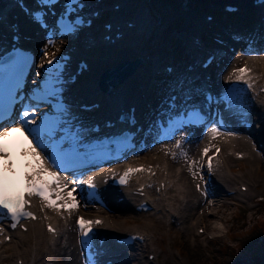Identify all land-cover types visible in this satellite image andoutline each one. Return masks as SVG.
Returning <instances> with one entry per match:
<instances>
[{"label":"bare ground","instance_id":"obj_1","mask_svg":"<svg viewBox=\"0 0 264 264\" xmlns=\"http://www.w3.org/2000/svg\"><path fill=\"white\" fill-rule=\"evenodd\" d=\"M127 1L121 0V4L123 5L121 11L125 12L126 15H131L137 10L135 16L126 20L131 23H136L137 28L127 30L125 37L128 35L129 38L127 39L129 40L125 45H123L125 37L114 46L112 44L106 45L102 40L98 43H94L88 39L84 42L80 50L70 51V54L73 56L72 62L77 64L82 60L88 61L91 67L90 74H93L87 81L82 80L84 77L82 76L80 78L81 81L72 87V93H68L73 109L78 112L79 106L82 105L83 102L89 105L94 103L101 104L100 109H98L99 111L85 113V122H103L106 118L111 117L114 113L113 107L117 104L128 107V104H134V100L142 104V95H146L150 101L156 102L158 106L160 102L163 101L164 97L174 94L169 93V91H176L175 85H166L162 99L159 102H157L158 97L153 93L154 88L156 89L158 86L164 89V78L160 79V72L156 70H159L162 66H170L177 59L175 50L168 47L170 46L169 44L173 43L175 40L180 43H190V57L193 56L192 58H196L195 61L200 60L201 57L203 58L207 54H212V51L209 52L203 47V35L200 29H205L206 25L201 22V13L206 10H217L215 8L219 5H224L227 1L238 4L243 8H252L253 6L251 0H178L174 3V5L179 3L174 8L177 9L175 19L172 18V21L167 24L168 27L164 28L155 24V18L154 16L152 17V12L141 7V3L138 2V0H132V3L130 0ZM161 1L164 2V0ZM187 1L189 5H185ZM211 5L214 7H211ZM90 7H94V5H90ZM6 9L7 3L5 4L4 0H0V17H5V20L0 23V38L4 33L5 39L9 38L8 34L11 33V31H6V29L9 30L10 24L7 25V23L10 22L11 18ZM18 17L20 19L18 31L22 34V43L25 46L34 48L37 52V58L39 60L43 59L41 50L46 47L47 39L34 37L32 40H29V33L35 29V26L32 25L30 21L25 20L22 15H18ZM118 17H120V15L115 14L109 23L115 24L114 21H116ZM126 21L123 22L122 31L126 30L124 27ZM257 24L258 26L254 32V36L249 40H242V35L239 34L238 31L231 32V37L235 40V44L229 48V51L223 59L225 60L228 58V61L227 66H225L218 77L219 81L225 84V81L229 80V76H231V78L234 77L233 72L239 67L238 64L247 61V68L253 69V73L256 74V77L261 79V82L264 83V38L262 37L264 34V21L257 20ZM15 28L16 26H14V29ZM171 28L177 29L175 33H171ZM96 33L98 32H92L91 34L93 35H90V37H94ZM106 34L112 35L111 33ZM115 35H112V38H114ZM191 36L193 37L191 38ZM218 36L221 38V41L225 39L224 36ZM257 37H261L258 44L262 46V49L255 45V38ZM196 39H200L202 42L197 44ZM66 49L69 48L67 47ZM54 50L60 52L63 49L47 46L48 53ZM235 50L236 52H234ZM239 50H242L244 54L255 52L258 55L254 57L241 55ZM139 60L143 64L139 66L138 70L135 71L133 75L127 78L128 81L126 83H122L116 87L112 93L108 94L97 87L100 78L102 81V77L104 76L102 73L104 70L109 69V71H113L115 67L122 62ZM162 60L163 62H161ZM170 60L172 61L171 64ZM180 68H184V70L181 71V73L184 74L182 78L185 81L189 80V75L192 73L185 69L184 62L175 68V72ZM199 77L204 78L205 74H200ZM180 82L181 80H178L175 84L178 85ZM212 86L214 87L213 82ZM196 88L197 87L190 88L189 92L191 91L192 93V89L195 90ZM256 124H258V126L255 128L256 135L254 136L253 134L255 139L254 144L257 146L258 151L261 152V155L254 150L251 140L244 136L235 139H218L210 141L207 145L199 141H194L185 148L187 154L192 156L196 162L195 171H193L184 160L173 159L171 157L172 151L167 155H162V150L157 153L156 151H148L149 164L155 166V169L160 174L161 182H165L168 186L167 192L160 196L149 195L150 201L156 204L153 205L155 208L153 214H137L131 211L129 202L133 199L132 194L112 191L106 182L107 176L105 177V174H107V170L97 174L96 177L90 176L84 179V182H87L91 178H97L93 181H97L102 187L111 203V211L115 212V215H108V213L102 209L98 212V214L101 215L100 218L105 220V224L101 230L108 235H124L131 231H138L136 228L130 229L125 227L124 222L131 216L130 213L136 216L149 217L146 224L152 226L153 231L147 232L145 229L140 230L147 234L148 241L145 246H142L133 255L135 259L127 263L160 264V254L154 247L156 242L155 238L161 234L163 228L170 227V230L174 229L172 224H170L171 220H175L178 223L175 225L178 226L177 228L179 230L182 229L185 236L193 237L195 241L196 238L193 235V229L201 224L205 225L204 229L207 232L206 237L211 234L210 236L214 240L220 238L223 231L217 223H222L225 228L228 223V210L224 209L223 206V193L225 190L226 192L236 190L235 186H238V184H240L239 189L242 186L249 187V191L246 193L236 190L235 196L238 201L247 202L246 207H249L248 204L250 202L255 201L264 194L260 182L261 177L264 179V120L258 116L256 117ZM217 147H221L222 150V153L217 155L218 159L221 160L218 165V171L221 172V174L213 170L211 176L214 179V185L204 183V186L208 187L210 195L205 198L196 186V181L198 179L197 172L200 171L202 175L207 172L205 168H201V158L204 157L206 159L209 154L215 153V148ZM205 148L209 149L207 155H204ZM232 149H235L234 152H231ZM236 153L244 154L243 160L247 163L243 175L229 174L239 168V165L236 167L234 166L235 163L239 162ZM166 159H168V163ZM214 160L216 161V159ZM194 173L195 175H193ZM69 183L68 180L64 181L67 187L65 188L63 196L67 201L73 202L71 197L68 196V192L71 191L72 195L76 197L75 202L78 204V207L70 212L54 211V214H51L53 222L57 223L59 228L65 230L66 236L61 235L62 238L60 240L51 237L48 238L50 239L49 243H44L42 242V233L36 228L37 225H43L42 221L32 222L29 225L28 233L24 234L21 231L16 232L13 234V240L10 244L3 243V245H0V264H9L12 257L17 258L16 264H18V260L22 259V256H25V260L22 259L24 261L23 264H40L42 260H44V264H83L78 246V239L76 238L75 222L73 225V221L76 220L77 216L88 217L90 214L89 211L82 209L81 203L79 202L81 198V187L76 186L70 190ZM120 197H123L127 201L125 203L117 202L116 200ZM87 209H92V207H87ZM149 215L153 218H150ZM40 217L42 219L44 214ZM87 219H91V217ZM201 228L202 227H199L198 231ZM5 237L6 236H2L0 240L2 239L4 241ZM30 240L35 241L31 248H29L30 244L27 245L28 247L26 246V243H29ZM50 242H53L54 246H51L52 243ZM7 250L11 252L10 256H4ZM149 251L150 253H148ZM155 252H157V255L154 261H144L146 253H148V258L151 254L155 255ZM29 254L31 261L28 260Z\"/></svg>","mask_w":264,"mask_h":264},{"label":"snow or ice","instance_id":"obj_2","mask_svg":"<svg viewBox=\"0 0 264 264\" xmlns=\"http://www.w3.org/2000/svg\"><path fill=\"white\" fill-rule=\"evenodd\" d=\"M59 0H37V10H29L28 14L33 22L38 23L40 27L48 34L47 45L41 50L42 58L47 59L49 53L47 46L55 43L56 38L64 36L77 35L86 23H90L83 14V9L87 6L84 0H64L63 11L59 14L55 24L49 25L47 16L55 15L54 3ZM264 3V0H260ZM47 59L48 67L43 75L44 81L33 90L31 96H23L18 93L20 87L19 81L22 75V66H25L26 58H21L15 53L9 57L0 56V85L7 80L14 84L15 87L10 89V100L6 106H0V120L5 118L11 120V124H0V216L10 218L11 227L16 228L21 218L35 219L33 213L26 211L28 205L27 197L40 198L48 208L59 210H73L78 207L75 202L76 197L72 192H68L73 202H67L63 196V192L67 187L62 184L61 178L55 171H49L45 164L50 162L54 168L64 170L63 165L77 158L85 141L92 129H86L83 126L81 118L73 110L72 106L65 101L64 91L67 84L66 65L67 57L62 56L55 59ZM7 61V63H6ZM247 69L234 70L233 75H237V80H242ZM37 76L42 75L37 73ZM231 79V76H229ZM247 83V81H244ZM252 85L248 84L250 88ZM228 91H240L238 89H230ZM19 100V105L13 107L15 102ZM207 107L213 104L219 105L228 101V107H232L231 97L222 96L213 98L210 94L204 97ZM168 118L173 127L180 128L183 125H195L200 123L207 124L206 118L202 113L203 106H197L196 100L191 92L186 94H172L165 100ZM42 107H48V112H41ZM41 112L40 123L37 124L36 113ZM15 113V114H14ZM130 123H135V117H122ZM216 124L222 125V117L215 121ZM36 125L35 127H29ZM213 137L219 132V127L211 126ZM12 128H20L26 130V134L31 137V141L35 145L31 147V159L19 161L14 158L13 152L6 145L5 138L9 136ZM130 133H126L125 137ZM179 147V142L177 143ZM39 149V150H37ZM209 149H204V155H207ZM43 153V155H42ZM186 155V154H185ZM34 161V163H33ZM135 171H143V169L129 168L121 178L120 184L127 183L126 177ZM208 171H212L211 160L208 164ZM195 175V173L193 174ZM76 181L73 180V184ZM82 183V182H81ZM55 185V188L52 186ZM88 188L94 189L95 185L92 181H88ZM94 192L88 193L87 196L82 195L85 200V206L88 203V196L94 197ZM55 196V199L52 197ZM65 201L58 205L57 201ZM92 222H86L83 218L77 221L79 234L81 236L80 243L85 249H88L87 259L89 264H99L94 259L96 253L92 251L95 243V234L90 227ZM100 224V221H96ZM49 231L53 229L49 228Z\"/></svg>","mask_w":264,"mask_h":264},{"label":"rangeland","instance_id":"obj_3","mask_svg":"<svg viewBox=\"0 0 264 264\" xmlns=\"http://www.w3.org/2000/svg\"><path fill=\"white\" fill-rule=\"evenodd\" d=\"M127 1V0H126ZM131 3L133 2L130 0ZM175 1L178 0H138L141 3V7H144L146 10H150L152 12V17L154 16L155 24L158 26H162L167 28L172 18L175 19V14L177 13V9H174L178 4H175ZM96 0H89V3L94 4ZM128 2V1H127ZM228 2V1H227ZM117 4L122 7L121 0H104L103 9L104 13L102 18L97 22V25L91 29L93 32L97 31V39L95 37H90V32L84 35V41L91 39L92 42L98 43L100 40L103 39V24L107 23L111 20L114 15H108L106 17V10H111V8ZM185 5H189L187 1ZM232 5V4H230ZM236 5V4H233ZM211 7H214L211 5ZM220 9L224 10V5L221 6ZM208 9V8H204ZM216 9V8H215ZM137 10L133 12L131 15H126L125 12H118L120 19H128L136 15ZM212 10H206L201 13V22L205 23V29H200L203 38H204V48L211 47L213 48L214 45H221L224 46V51L228 52L229 48L235 44V40L232 39L231 30L228 27H222L220 25L213 24L211 27L213 30L208 31L206 28L209 27V23L206 22L207 18L210 17L212 14L210 13ZM119 19V20H120ZM135 21V20H134ZM131 22H127L130 24ZM118 28V25H115ZM211 26V25H210ZM176 28H171V33H175ZM218 35L224 36L225 39L222 41L220 40ZM245 35H249L248 33ZM46 37V36H45ZM193 36H191L192 38ZM44 38V34H43ZM129 36H126L124 40V44L129 40L127 39ZM243 40V37L241 36ZM83 42V41H82ZM76 42H72L71 45L74 48L78 47ZM170 46L176 49V54H183L187 51L186 48L189 47L190 43L187 44L186 42H178L175 40L173 43L169 44ZM122 46V45H121ZM80 49V48H78ZM52 51L49 53V56L52 55ZM239 53V52H238ZM48 56V57H49ZM190 57V56H189ZM249 57H253L250 55ZM191 59V57H190ZM242 64H247V62H242L238 64V66ZM215 70H219L220 67H215ZM210 73H213V70H210ZM214 77H216V73H213ZM93 74H87L84 76L82 80L87 81L91 78ZM99 82V81H98ZM263 113L261 112L260 115ZM261 155V153H258ZM238 163H235L234 166H238L239 168L235 169L232 175H243L247 163L244 160H238ZM264 179L261 177L260 182L262 184V189L264 190ZM239 185L235 186V189L238 191H243L242 187L239 189ZM245 188V187H244ZM249 188V187H248ZM249 191V189H248ZM235 192V190H234ZM224 209L227 211V219L228 223L226 224L227 227L222 223H217L222 228V236L217 240L211 238V234L206 237L204 234H200L199 231L205 230V225L201 224L196 226L193 229V235L196 238V241L193 237H187L184 235V232L179 230L177 226H172L174 229L170 230L169 228H163L160 235L155 238V249L159 252V263L160 264H252L250 259L251 257H256L260 260V262H264V194L258 197L255 201L250 202L248 204L249 207H246L241 201H235L234 199H225L224 200ZM253 208V209H251ZM258 208V209H257ZM113 215V214H110ZM130 217L124 222L126 228H136L138 230H146L147 232L153 231L152 226H148L146 224L148 216H136L130 213ZM150 218L151 215H149ZM202 227L199 231L198 228ZM37 230L39 229L42 233V242L49 243V239L46 237L44 233V228L42 225H37ZM26 234V233H24ZM165 234V235H164ZM168 235V236H167ZM34 240H30L29 243H26V246L30 244L29 248L33 247ZM53 243V242H50ZM52 246V245H51ZM28 247V246H27ZM251 249V250H250ZM152 251V250H150ZM150 251L148 253H150ZM157 252H155L157 255ZM251 252V253H250ZM145 254L144 261H147V255ZM11 252L9 250L4 253V256H10ZM144 255V254H143ZM153 255V254H151ZM22 259L25 260V256H22ZM28 260L31 261L30 254L28 255ZM166 260V261H165ZM23 261V260H22ZM165 261V262H164ZM164 262V263H163ZM16 264L17 258L12 257L9 264ZM21 261L19 262V264ZM40 264H44V260L40 262ZM256 264V262H255Z\"/></svg>","mask_w":264,"mask_h":264},{"label":"water","instance_id":"obj_4","mask_svg":"<svg viewBox=\"0 0 264 264\" xmlns=\"http://www.w3.org/2000/svg\"><path fill=\"white\" fill-rule=\"evenodd\" d=\"M141 61L138 62H123L113 71H108L102 77L103 86L113 85L109 88V91L115 86L122 84L126 81L128 77L134 74ZM121 73V74H120ZM130 74V75H129ZM112 81V82H111Z\"/></svg>","mask_w":264,"mask_h":264},{"label":"trees","instance_id":"obj_5","mask_svg":"<svg viewBox=\"0 0 264 264\" xmlns=\"http://www.w3.org/2000/svg\"><path fill=\"white\" fill-rule=\"evenodd\" d=\"M264 238V237H263ZM263 243H264V239H263ZM251 250V249H250ZM251 253V252H250ZM250 261H251V263L252 264H255V262H256V264H264V262H260V260L258 259V258H256V257H251V259H250Z\"/></svg>","mask_w":264,"mask_h":264}]
</instances>
